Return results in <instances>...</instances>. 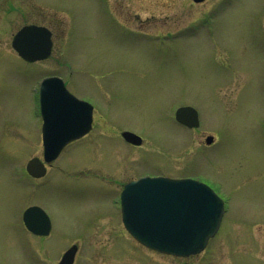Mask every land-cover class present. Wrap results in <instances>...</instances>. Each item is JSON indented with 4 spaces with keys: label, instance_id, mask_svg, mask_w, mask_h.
Instances as JSON below:
<instances>
[{
    "label": "rangeland",
    "instance_id": "1",
    "mask_svg": "<svg viewBox=\"0 0 264 264\" xmlns=\"http://www.w3.org/2000/svg\"><path fill=\"white\" fill-rule=\"evenodd\" d=\"M28 24L53 33L46 61L10 46ZM49 75L97 112L35 182L24 166L42 157L37 85ZM182 105L199 128L174 121ZM139 175L198 178L222 197L202 253H154L126 233L120 189ZM34 204L53 224L48 238L21 226ZM73 241L80 264H264V0H0V264H56Z\"/></svg>",
    "mask_w": 264,
    "mask_h": 264
},
{
    "label": "water",
    "instance_id": "2",
    "mask_svg": "<svg viewBox=\"0 0 264 264\" xmlns=\"http://www.w3.org/2000/svg\"><path fill=\"white\" fill-rule=\"evenodd\" d=\"M50 47L49 32L34 26L23 27L12 40V48L29 62L48 57ZM50 81L44 80L39 90L46 162L54 160L66 143L85 134L91 120L90 110L85 109L88 104L69 95L60 80L59 93L52 96ZM175 118L189 128L198 126L197 113L190 107L179 108ZM122 135L132 143L140 141L132 133ZM211 140L208 137L206 143ZM26 169L35 177L45 171L37 158L31 159ZM121 211L125 228L143 245L167 254L189 256L201 252L217 231L223 204L212 190L196 181L145 177L125 186ZM24 218L33 233H48L49 221L39 208L28 209ZM64 261L59 264L68 263Z\"/></svg>",
    "mask_w": 264,
    "mask_h": 264
},
{
    "label": "flooded vegetation",
    "instance_id": "3",
    "mask_svg": "<svg viewBox=\"0 0 264 264\" xmlns=\"http://www.w3.org/2000/svg\"><path fill=\"white\" fill-rule=\"evenodd\" d=\"M28 25H36V24H28ZM23 26H25V25H22L20 28H22ZM37 26H40V25H37ZM44 27H46V26H44ZM20 28H19V29H20ZM46 28H47L48 30H50L48 27H46ZM19 29H17L16 32H17ZM16 32H15V33H16ZM15 33H14V34H15ZM50 33H51V43H52V49H53V33H52L51 30H50ZM14 34H13V35H14ZM13 35H12V37H13ZM12 37H11V39H12ZM10 45H11V40H10ZM51 53H52V51H51ZM45 61H46V60H45ZM45 77H58V78L62 79L65 88L71 93V91L68 89L67 80H65L63 77H60V76H58V75H49V76H45ZM71 94H72L74 97H76L77 99L82 100V101H85V102H87L88 104H90V106H91V123H90V129H89V131H88L85 135H83L82 137H80V138H78V139H76V140H73V141L69 142L65 147H67V146H69V145H71V144H73V143H77V142L81 141L82 139H84V138H85V137L91 132V130H92V128H93V125H94V121H95V114H96V112H97L96 108H95V107H94L89 101H87V100H85V99H81V98L75 96L73 93H71ZM38 109H39V105H38ZM80 109H81V108H80ZM123 131H124V130H121V131H120L121 142H122L124 145H126L127 148H130V149H134V148H142L143 142H141L140 145H133V144L128 143L127 141H125L124 138L122 137V132H123ZM60 132H61V131H60ZM40 144L42 145L41 125H40ZM62 151H63V150H62ZM49 166H50V165H49ZM49 166H47V168H48ZM46 175H47V173H46L42 178H40V179H34V178L29 177L28 175H27V176H28L30 179H32L33 181L36 182V181H39V180L41 181L43 178L46 177ZM141 177H143V175H139V176H137V178H135V179H133V180H137L138 178H141ZM133 180H129L127 183H129V182H131V181H133ZM127 183L122 184L121 189H120V192L123 190L124 186H125ZM44 211H45V210H44ZM48 217H49V216H48ZM49 219H50V218H49ZM20 223H21V226H22L23 230L26 232L27 235H30V236H33V237H36V238H41V239H43V238H48V237L50 236L51 232H52V229H53V224H52V222H51V220H50V231H49V233H48L46 236H38V235H34L33 233L29 232V231L26 229V227H25V225H24V223H23V221H22V218H20ZM121 225H122V224H121ZM122 227H123V226H122ZM77 242H78V241H73V242H71V243H69V244H67V245H65V246H63V247H61V249H62V251H61V255H60V257H61V261H62V257H63V255L67 252V250H69V248H71V247L74 245V246H75V249H74V256H73V262H72V264H80V261H79V252H80V247H79V245H80V244H77ZM149 251L154 252V253H157L156 251H152V250H149Z\"/></svg>",
    "mask_w": 264,
    "mask_h": 264
}]
</instances>
